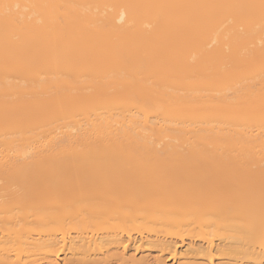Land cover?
Listing matches in <instances>:
<instances>
[{
	"label": "bare ground",
	"instance_id": "bare-ground-1",
	"mask_svg": "<svg viewBox=\"0 0 264 264\" xmlns=\"http://www.w3.org/2000/svg\"><path fill=\"white\" fill-rule=\"evenodd\" d=\"M0 178V264H264V0H0Z\"/></svg>",
	"mask_w": 264,
	"mask_h": 264
},
{
	"label": "rangeland",
	"instance_id": "rangeland-1",
	"mask_svg": "<svg viewBox=\"0 0 264 264\" xmlns=\"http://www.w3.org/2000/svg\"><path fill=\"white\" fill-rule=\"evenodd\" d=\"M157 147L160 148V147H162V145H160V146L158 145ZM180 147H182V150H180V151H173V152L169 151V152H166V153H164L162 151H156L152 155L159 154L160 152H162V153H160V155H162V157H164V158L166 157L168 159H178L180 157H184L186 159H205V160H209V162H210V160L213 161V162L217 161L216 163H221V164L220 165H216L215 167H211L209 169L206 168L209 172L207 170L203 171V172H208L209 175H207V176H210V175L220 176V179H222V181H224V184L227 183V182L228 183L232 182V181L235 182V180H236L235 178L236 177H237V180L239 179L238 177H240V178H243L242 182H246V180H245L246 177H247L246 175H248L249 173H245V172H248V170L250 169V171H251L250 173H252V174L255 173L254 175H251V177H253V178L255 177L256 178V176H257L256 173L260 170L257 167V165L256 166H252L253 169L249 168L248 170L247 169L244 170L245 167L242 164V163H244V162H242L243 160L242 161L229 160V159H233L234 156L229 155L228 151H225V152L224 151H219V150H217L215 148V146H212V145H204V146H202V147H206L207 148L206 151L205 150L190 151V150H188V147L190 148V145L189 146L188 145H184V146H180ZM143 154L146 155V154H149V153L143 152ZM259 155L257 154L256 157H253V160H250L249 163L250 164L263 163L260 160L261 157H259ZM29 156H31V154ZM238 157H239V159H243L240 156H237V157H234V158H238ZM210 164H214V163H210ZM249 167H251V166H249ZM260 168H262V167H260ZM256 170H257V172H256ZM243 174L245 175V177H241V176H243ZM201 175H204V174L201 173ZM232 176H234V177H232ZM200 178H202V177H200ZM211 178H213V177H211ZM215 178H217V177H215ZM240 180H239V183L241 182ZM200 181H202V180H200ZM5 183H7V182L0 178V186H3ZM263 236H264V234L260 235V237H263ZM66 255L67 254L62 255V257L64 258V256L66 257ZM59 258H61V257H59ZM219 258L220 259L222 258V259H221V261H217L218 263L224 262V261H222L223 259L228 261L227 259H225V258H227L225 256H220ZM220 259L217 258L216 260H220ZM60 260L63 261V259H60Z\"/></svg>",
	"mask_w": 264,
	"mask_h": 264
}]
</instances>
